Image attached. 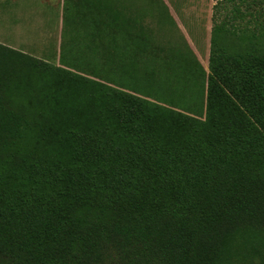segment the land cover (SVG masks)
Segmentation results:
<instances>
[{"label": "trees", "instance_id": "1", "mask_svg": "<svg viewBox=\"0 0 264 264\" xmlns=\"http://www.w3.org/2000/svg\"><path fill=\"white\" fill-rule=\"evenodd\" d=\"M214 1L207 67L133 0L0 43V264H264V0Z\"/></svg>", "mask_w": 264, "mask_h": 264}, {"label": "rangeland", "instance_id": "2", "mask_svg": "<svg viewBox=\"0 0 264 264\" xmlns=\"http://www.w3.org/2000/svg\"><path fill=\"white\" fill-rule=\"evenodd\" d=\"M59 1L54 0V3ZM133 1V10L139 13V22L148 32L149 40L171 42L185 51L192 48L201 64L208 66L214 11L219 18L214 0H199V6L192 5L185 17L178 20L167 15L161 0ZM48 3L52 1L0 0V43L41 59L58 52L63 39L67 41L74 34L73 24L68 23L71 28L67 24V10L49 7ZM155 10L160 14L158 21L153 15ZM50 61L58 64L56 59Z\"/></svg>", "mask_w": 264, "mask_h": 264}, {"label": "crops", "instance_id": "3", "mask_svg": "<svg viewBox=\"0 0 264 264\" xmlns=\"http://www.w3.org/2000/svg\"><path fill=\"white\" fill-rule=\"evenodd\" d=\"M19 1V0H16ZM52 3H48L47 6L52 7V8H58L62 7L63 9L68 11V18L72 24H89L87 21H85L84 18H80L83 16L82 11H88L91 9V5H101L103 7L104 4L108 3L109 0H64L61 2V0L58 2V4L54 3V0H51ZM119 5H121V8H125V4H127V0H116ZM162 2L168 7V9L171 12V15L175 19L178 20V17L181 18L184 16L185 12L188 9H191L190 7L192 5H197L199 6L200 1L199 0H162ZM8 3V1H7ZM61 4V5H59ZM6 9L9 10V6L6 5ZM198 9V8H197ZM92 10V9H91ZM91 16L87 17L89 22L91 23L92 20L90 18ZM73 24V25H74Z\"/></svg>", "mask_w": 264, "mask_h": 264}]
</instances>
